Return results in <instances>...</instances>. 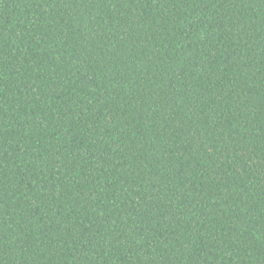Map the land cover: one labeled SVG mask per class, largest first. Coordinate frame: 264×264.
<instances>
[{
  "label": "trees",
  "instance_id": "obj_1",
  "mask_svg": "<svg viewBox=\"0 0 264 264\" xmlns=\"http://www.w3.org/2000/svg\"><path fill=\"white\" fill-rule=\"evenodd\" d=\"M0 264H264V0H0Z\"/></svg>",
  "mask_w": 264,
  "mask_h": 264
}]
</instances>
